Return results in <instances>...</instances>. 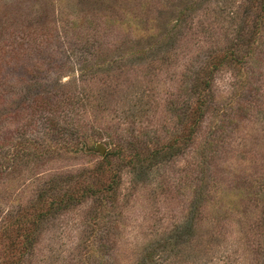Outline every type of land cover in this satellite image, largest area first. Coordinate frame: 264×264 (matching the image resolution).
Instances as JSON below:
<instances>
[{"label":"rangeland","instance_id":"1","mask_svg":"<svg viewBox=\"0 0 264 264\" xmlns=\"http://www.w3.org/2000/svg\"><path fill=\"white\" fill-rule=\"evenodd\" d=\"M140 1L0 0V223L51 182L64 191L59 180L75 179L97 166L107 170L94 150L97 143L113 155L129 134L153 145L179 130L175 117L185 108L184 69L202 48L204 29L207 34L216 30L242 2L203 0L188 16L194 22L183 31L188 44L161 71L132 62L122 76L117 71V79L115 71L110 77L82 79L77 27L94 19L107 28L106 21L117 14L123 20L131 10L139 21L131 18L136 23L130 22L129 33L120 32L147 39L140 18L167 16L169 3L157 0L155 9L145 12ZM255 54L248 66L225 69L216 77L214 104L221 111L209 110L194 141L197 146L212 141L215 153L208 161L191 171L196 147L187 148V141L174 157L154 166L140 161L123 166L114 155V172H124L117 194L107 200L84 196L24 231L12 225L0 238V264H15L21 257L23 264H137L143 253L171 240L179 244L171 264H264V31ZM83 90L88 92L79 127L91 138L92 150L21 157L16 142L22 135L48 138L39 119L56 110L45 108V101ZM107 175L101 177L106 183L112 178ZM198 185L206 191L195 202ZM23 215L34 218L31 212Z\"/></svg>","mask_w":264,"mask_h":264},{"label":"trees","instance_id":"2","mask_svg":"<svg viewBox=\"0 0 264 264\" xmlns=\"http://www.w3.org/2000/svg\"><path fill=\"white\" fill-rule=\"evenodd\" d=\"M202 2L203 0H177L174 3L172 0H168L166 4H169L164 6L169 9L167 16H155L147 22L140 18V21L145 22L148 32L145 38L147 39H144V36L141 38L136 35L125 36L120 32L122 30L129 33L130 22L139 21L137 15L131 10H126L128 8H124L126 10L125 19L120 20L122 15L120 14L119 17L117 14L113 16L114 20L106 21L107 28L102 22L94 19L82 22L83 24L77 27L74 34L75 39L79 40L77 44L83 47V51L79 55L81 56L79 71L82 79L87 76L91 77V74L95 77L101 76L100 74L110 77L114 73L113 71H115V77H112L117 79L118 72L119 76H122L124 73L121 74V72L131 70L134 63H138L136 65L141 63L153 72L163 70L162 66L178 56L176 53L179 52V48L188 44V37L183 34V31L194 25L193 20L188 16H192L195 13L192 11ZM157 5V0L140 1V6L145 12L150 7L155 9ZM238 8V13L227 14L224 17L225 21L219 22L216 30L207 34L208 30L204 29V44L184 69L186 97L183 104L185 103V108L181 115L175 117V120H179V130L173 131L172 136H169L165 141L153 143V145H149L151 142L146 140L140 141L136 134H129V141L123 139L126 143L119 142L120 150L117 149L113 155L107 152L101 157L106 162L107 170L97 166L92 172L84 175L79 174L75 179L59 180L65 188L64 191L57 190L56 182H51L28 205L20 210L4 214L0 223V238L7 235L12 225L16 224L23 231L27 230L26 227L32 225L34 220H45L47 216L53 214L52 212L68 209L84 196L95 195L100 197V200L110 199L111 195L117 194V186L122 184L124 173L122 169L119 172H114V162L112 161L114 157L121 159L123 166H129V163L139 161L154 166V164L168 161L174 157L181 150L182 142L187 141V148L189 144L193 145V148L196 147L191 157L193 158V162L190 164L191 171L193 168H198L202 164V160L203 162L208 161V155L215 153L212 141L207 139L208 141H202L198 146L194 141L209 110L214 113L221 111L220 106L214 104L216 77L225 69H235L242 65L248 66L250 60L256 55L255 51L264 31V0H242ZM232 14L235 16L233 17ZM131 18L136 19L131 20ZM136 21L134 22L136 23ZM112 25L113 28H111ZM115 65L122 66L117 69ZM241 68L243 69V67ZM87 92L83 90L76 95H53L54 99L49 97L45 101V108L56 111H49L47 116L44 118L41 116L39 119V123L42 121L45 127L44 137L48 138L41 140L34 135L26 136L25 133L22 135L23 140L16 142L19 155L36 159L40 156L55 154L56 151L61 153L92 150L93 143L90 145L88 142L91 138L79 127L83 122L81 113ZM35 120L32 119L30 122L33 123ZM213 133L211 132V137L214 136ZM208 146H212V148L207 149ZM197 148H201L199 154L196 152ZM125 151L130 153L128 158L122 156ZM125 159H128L127 163H125ZM106 172L107 176L112 177L107 183L101 179ZM0 175L2 176L1 170ZM213 185L212 182L208 186L211 188ZM63 187L61 188L63 189ZM76 189L81 192L75 193ZM205 191L204 185L197 186L195 202L198 196H201ZM60 192H62L61 195ZM24 212H31L34 216L33 220L25 219ZM178 247L179 244L173 243L171 240L156 250L143 253L144 256L137 264H171V258L178 255L175 253ZM20 260L18 259L15 264H23L22 257Z\"/></svg>","mask_w":264,"mask_h":264},{"label":"water","instance_id":"3","mask_svg":"<svg viewBox=\"0 0 264 264\" xmlns=\"http://www.w3.org/2000/svg\"><path fill=\"white\" fill-rule=\"evenodd\" d=\"M94 150L96 152H99V154L102 155V156L105 154V147L100 142L95 145Z\"/></svg>","mask_w":264,"mask_h":264}]
</instances>
